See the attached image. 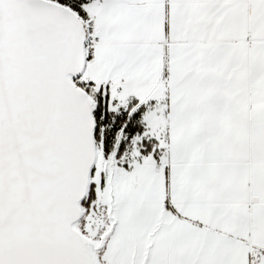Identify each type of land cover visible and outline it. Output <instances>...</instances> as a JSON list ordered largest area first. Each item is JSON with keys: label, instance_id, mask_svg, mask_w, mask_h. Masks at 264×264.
I'll return each instance as SVG.
<instances>
[{"label": "snow or ice", "instance_id": "1", "mask_svg": "<svg viewBox=\"0 0 264 264\" xmlns=\"http://www.w3.org/2000/svg\"><path fill=\"white\" fill-rule=\"evenodd\" d=\"M0 264H264V0H0Z\"/></svg>", "mask_w": 264, "mask_h": 264}]
</instances>
